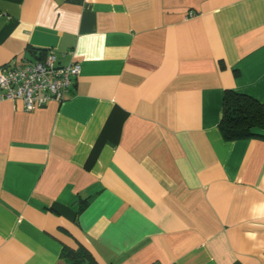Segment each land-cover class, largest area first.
Listing matches in <instances>:
<instances>
[{
  "label": "crops",
  "instance_id": "0c3cea01",
  "mask_svg": "<svg viewBox=\"0 0 264 264\" xmlns=\"http://www.w3.org/2000/svg\"><path fill=\"white\" fill-rule=\"evenodd\" d=\"M191 14V16H189ZM53 50L66 99H0V264H264V0H0V66Z\"/></svg>",
  "mask_w": 264,
  "mask_h": 264
},
{
  "label": "built area",
  "instance_id": "2783aa9c",
  "mask_svg": "<svg viewBox=\"0 0 264 264\" xmlns=\"http://www.w3.org/2000/svg\"><path fill=\"white\" fill-rule=\"evenodd\" d=\"M79 71L77 62L58 64L53 50L21 64L10 61L0 66V99L20 100L26 111L50 101L61 102L68 97Z\"/></svg>",
  "mask_w": 264,
  "mask_h": 264
},
{
  "label": "trees",
  "instance_id": "16d2710c",
  "mask_svg": "<svg viewBox=\"0 0 264 264\" xmlns=\"http://www.w3.org/2000/svg\"><path fill=\"white\" fill-rule=\"evenodd\" d=\"M218 129L227 141L264 139V103L249 95L225 90ZM61 257L65 264H96L91 253L83 246L78 249L65 247Z\"/></svg>",
  "mask_w": 264,
  "mask_h": 264
}]
</instances>
